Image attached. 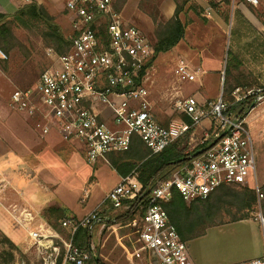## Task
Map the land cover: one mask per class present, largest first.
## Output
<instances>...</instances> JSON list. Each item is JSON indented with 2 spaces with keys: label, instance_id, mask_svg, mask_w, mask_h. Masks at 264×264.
Masks as SVG:
<instances>
[{
  "label": "built area",
  "instance_id": "built-area-1",
  "mask_svg": "<svg viewBox=\"0 0 264 264\" xmlns=\"http://www.w3.org/2000/svg\"><path fill=\"white\" fill-rule=\"evenodd\" d=\"M65 8L71 24L66 52L46 49L51 64L40 74L36 86L16 89L11 95L20 112L39 119L36 125L42 123L41 135L59 127L83 145L86 160L94 164L110 153L128 150L134 136L157 154L204 121H209L210 127L190 151L187 162L168 179L159 181L137 208L130 202L138 197L139 187L128 175L95 209L80 218L63 219V231L36 223L31 211L25 210L19 217L13 214L16 223L27 231V249L34 250L38 263L89 264L100 236L117 222L115 213L134 215L141 210L138 238L154 262L193 264L188 242L181 239L164 208L174 190L190 203L208 197L224 184L249 186L256 196L253 217L263 227L264 191L257 182L253 140L244 117L229 112L223 95L209 107L200 106L195 97L189 96L179 99L175 109L190 122L173 119L168 126L160 125L150 102L152 54L145 33L125 23L113 0H66ZM0 60H8L1 47ZM174 72L180 81H195L199 73L181 57ZM232 95L235 102L260 104L264 87H236ZM12 212H16L14 207ZM79 230L89 234L86 245L77 243ZM239 264H264V258Z\"/></svg>",
  "mask_w": 264,
  "mask_h": 264
},
{
  "label": "rangeland",
  "instance_id": "rangeland-1",
  "mask_svg": "<svg viewBox=\"0 0 264 264\" xmlns=\"http://www.w3.org/2000/svg\"><path fill=\"white\" fill-rule=\"evenodd\" d=\"M169 1L175 5L174 0H113V7L121 13L126 24L140 28L151 44L155 42L156 27L153 16L167 20L174 14L165 12L164 4ZM251 3L257 10H264V0ZM191 5L197 6L199 10L201 8L200 14L192 9ZM257 13L259 16H264V12L257 11ZM54 16V23L69 39L71 24L67 11L63 9ZM180 17L186 24L185 37L173 49L160 53L150 62L148 85L152 108L159 112L174 110L179 99L194 96L195 92H197L196 97L205 100L206 107H209L208 100L216 101L220 95H223L222 85L212 73L204 76L203 85L200 87L198 80L180 81L174 68L181 57L189 67L194 69L199 67L201 70L203 67H217L219 59L222 58L224 69L229 50H224L223 47L224 45L229 47L230 42L232 43L236 38L232 18L226 24L227 31L224 34L218 32L213 14H208L194 0L192 2L186 0ZM11 28L12 49L7 53L8 60H0V197L3 198L2 195L12 185L10 179L15 175L16 182H20L19 184L24 182L23 186L19 185L22 186L21 192L25 195L26 190L30 192L29 202L37 204L44 199L47 204L52 205L51 207L60 206L69 215L79 217L104 199L109 190L118 183V175L109 166L108 161H105L106 159L100 164L89 163L85 158L83 145L59 127L54 126L46 135H41L42 123L40 126L36 125L39 119L29 118L12 103L11 95L16 89L34 88L40 74L50 66L51 59L47 56L46 49L58 51L52 44H46L42 33L45 26L41 23L35 26L28 23H14ZM203 59L205 62H202ZM231 60L232 58L230 62ZM246 63L238 67V71H233L230 84L238 83L237 87L242 88L253 87L254 84L250 79L248 80L247 73L250 65ZM180 90L181 94H185L184 96L176 94L173 98H169L167 104H162L163 94L176 93ZM224 95L226 96V93ZM231 96L234 98L232 94ZM226 102L229 104L231 101ZM263 107L264 101L255 107L259 112L255 118L246 115V123L253 140L257 182L262 191H264V110L261 109ZM254 124L257 126L256 129L253 128ZM209 127L210 123L204 121L180 139L187 141L188 152L200 144ZM135 175L136 173L133 172L129 176L138 185ZM10 200V197L4 196L2 202L7 204ZM2 211L0 208V217L12 223L13 220L8 217L7 220ZM141 215V210L131 215L123 229L121 225L116 226L121 229L119 232L122 247L118 240H114L110 242L107 250H101L100 236L93 255L97 256L102 264H156L136 238ZM58 230L63 231L61 227ZM249 233L252 234L250 250L255 254L259 253V258L263 259L264 231L254 217L246 222L207 228L204 237L188 242L189 255L202 260L210 258L207 262H228L249 251L243 247ZM6 238L0 233V264H39L33 249H27V254L24 252V248L28 247L26 242L22 244L19 240L17 242L11 240L9 243ZM117 243L119 246L116 245Z\"/></svg>",
  "mask_w": 264,
  "mask_h": 264
},
{
  "label": "trees",
  "instance_id": "trees-1",
  "mask_svg": "<svg viewBox=\"0 0 264 264\" xmlns=\"http://www.w3.org/2000/svg\"><path fill=\"white\" fill-rule=\"evenodd\" d=\"M174 1L176 8L170 19H158L157 16H153L156 28L155 42L150 45L152 54L150 62L154 61L160 53L173 49L185 37L186 24L181 20L180 14L184 9L186 0ZM187 1L192 2V0ZM191 8L200 14L201 8L199 10L197 6L193 5H191ZM14 23H28L32 26L39 23L43 24L45 29L42 33L46 44H52L60 54L66 52L69 46V39L62 33L60 27L54 23L53 17L42 6L35 1H31L21 7L14 17L0 13V47L6 53L12 49L13 32L11 26ZM227 55L223 95L226 93L227 100H225L231 101L229 112L239 113L245 117L256 104L249 100L235 102L234 98L231 97V92L237 85H232L226 89L227 77L230 75L229 51ZM185 119L190 122L188 117H185ZM191 154L187 150V141L180 139L167 146L160 153L152 154L144 142L138 136H134L128 150L108 154L107 161L121 177H126L133 172L136 173L135 179L138 183L139 195L130 203L134 208H137L146 200L147 196L157 186V183L168 179L176 168L187 162ZM255 201V192L251 187L224 184L208 197L197 199L191 203H187L174 190L172 199L164 204V208L181 239L188 242L202 236L209 227L252 218V207ZM44 214L48 224L55 229H59L61 221L69 217L63 209L57 207L47 208ZM126 214L128 217L132 213L127 212ZM118 218L119 220L122 219L121 216ZM88 239V232L79 230L77 243L86 245ZM5 240L11 243L9 238ZM95 257H93L90 264H102L99 259L96 261Z\"/></svg>",
  "mask_w": 264,
  "mask_h": 264
},
{
  "label": "crops",
  "instance_id": "crops-1",
  "mask_svg": "<svg viewBox=\"0 0 264 264\" xmlns=\"http://www.w3.org/2000/svg\"><path fill=\"white\" fill-rule=\"evenodd\" d=\"M30 1H35L38 5L42 6L52 17H55L54 15L59 14V12H61L63 9L66 10L65 0H0V13L5 14L9 17H14L19 12V9L21 7H23L26 3H29ZM194 1L199 6H201L203 9H205L208 12V14H210V15L213 14V20L216 22V25H217L216 30L218 32H223V34H224V32L227 31L226 24L228 23L229 20H231V18H232V21L234 23L232 26H233L234 30H236V34H235L236 38L234 39V41L232 43L230 42L229 47H227V45H224V47H223L224 50L225 49L229 50V52H230L229 58H232V60L230 62V75L227 77L226 86L227 87H230L232 85L239 86L238 83L237 84H230V79L233 76V71H238L239 70L238 67L240 68L241 65L247 64L246 62H248V64L250 65L247 69L248 70L247 73L249 74L248 80L250 79V82L252 84H254L252 88L263 87L264 86V16H259L257 11L264 12V10H259V9L257 10L256 7H254L252 5V3H251L252 1H249V0H231V1H229V0H194ZM260 1H263V0H260ZM164 7H165L166 13L167 12L169 14L174 13L175 5L171 1L166 2L164 4ZM226 58L228 59V55ZM227 59L224 62L226 65H227ZM202 62H205V60L203 59ZM222 63H223V59L221 58L218 61L217 67H215V68L203 67L202 70L197 66H196L197 68H195V69H194V67L192 68L190 66L192 68L191 69L192 71H194V70L199 71L196 80L199 81L200 87L203 85L204 76L207 73H209V74L212 73L215 76V78L220 81V84L222 85V88L224 90V80H225V69H226V67H224V69H223ZM232 65H233V67H232ZM164 92H165V90H163V93ZM181 93L182 92L180 90L179 92L176 91V93L171 92L168 94H163V96H162L163 101L162 102H164V103H162V104H167L169 101V98H171V97L173 98L176 94H181ZM196 93L197 92H195V94H193L194 95L193 97H195L197 99L200 106L206 107L205 106V100H203L202 98L196 97L195 96ZM231 94H232V92H231ZM182 95L184 96L185 94H181V96ZM150 102L152 105L151 96H150ZM210 102H214V100H211V99L208 100V104ZM257 105H259V104H256L255 106H253L248 111L247 114H249L250 118H255L257 116V114L259 113L255 109V107ZM261 109L263 111L264 107ZM152 111L154 113L156 121L162 126H168L173 119H184V120H186L184 115L178 114L176 109H174V110L171 109V110H166L164 112H162V111L159 112V110H153V108H152ZM253 112H254V114L252 115ZM244 119H245V123H246V116L244 117ZM254 121H257V120L254 119ZM263 123H264V121H263ZM207 125H208V123H207ZM246 125H247V123H246ZM253 128H255V129L257 128L256 124H254ZM103 161H104L103 159H100L97 162H99V164H100ZM105 161L107 162V159ZM109 166H110V164H109ZM114 172L118 175V178H119L118 182H119L122 177L115 170H114ZM10 180L12 181L11 182L12 185L9 186L8 187L9 189L7 191H5L4 195H2L3 198L0 197V208L3 210L2 212L5 215V217L6 218L8 217L13 221H12V223L11 222L9 223L10 220L8 218H7V220H9V221L7 222L6 220L3 219V217H0V233L12 241L17 242L19 240L20 243L25 244L26 239H27V231L24 228H21L16 223V221L14 220L12 215L14 214L15 216L19 217L25 210H31V212L36 216V221H35L36 223H45L46 225L53 228L50 224H48V222L45 218V214H44L45 209L51 207L52 205L47 204V202H45L44 199L41 200L42 202H40V201L37 202V204L29 202V200H31L30 192L26 190V193H27L26 195L23 192H21V191H23L22 186L24 185L23 184L24 182H22L21 184H19L20 182H16L15 175H14V177H11ZM25 181H27V180H25ZM19 185H22V186L19 187ZM4 196L7 198L8 197L11 198L9 203L5 204L2 202V199H4ZM86 196H85V198H86ZM83 199H84V197H83ZM102 200L98 204H96L94 207H92L90 210L85 211L79 217L71 216L68 213H66V214L69 217L80 218V217L86 215L87 213H89L90 211H92L93 209H95L102 202ZM13 207L16 209V212H12ZM57 208H61V207L57 206ZM126 215L127 214L125 212L115 213V216L117 217V222L109 225L104 230L103 235H101V238H102L101 250L102 249L107 250V248L110 246L111 241H114V240L117 241L118 240L119 244L121 243V239H120L121 236H120L119 230L123 229V227L127 224V220L130 217V216L127 217ZM120 216L122 217L121 220H119V218H118ZM246 221H248V219L239 220V221H235V222H246ZM231 223H234V222L215 225L212 227L224 226L226 224L228 225ZM118 225L122 226L121 229L116 228V226H118ZM261 228L264 231V226L263 227L261 226ZM53 229H55V228H53ZM56 230H58V229H56ZM241 231H244V230H241ZM205 235H206V232L200 237H204ZM251 237H252V234L249 233L245 238V244L244 245L242 244L243 247H245L246 249H249V251H245L243 253L244 255H242L240 257H235L228 262H221V261L207 262L210 258H205V260L204 259L202 260V259H198V258H195V257L189 255L191 262L193 264H239V263H242V262L247 261V260L258 259L259 253L255 254L253 251L250 250L251 246H252ZM95 238L96 237H94V239ZM136 238H137L138 243L140 244L138 235L136 236ZM126 239H128V238L126 237ZM195 239H197V238H195ZM189 241H191V240H189ZM119 244L117 243L116 245L119 246ZM120 247H122L121 244H120ZM142 247L145 250V252H148L143 245H142ZM124 248H126V247H124ZM24 252L25 253L27 252L26 247L24 248ZM263 254H264V243H263Z\"/></svg>",
  "mask_w": 264,
  "mask_h": 264
},
{
  "label": "water",
  "instance_id": "water-1",
  "mask_svg": "<svg viewBox=\"0 0 264 264\" xmlns=\"http://www.w3.org/2000/svg\"><path fill=\"white\" fill-rule=\"evenodd\" d=\"M223 134H224V133H223ZM95 259H96V261H98V257H97V256L95 257Z\"/></svg>",
  "mask_w": 264,
  "mask_h": 264
}]
</instances>
